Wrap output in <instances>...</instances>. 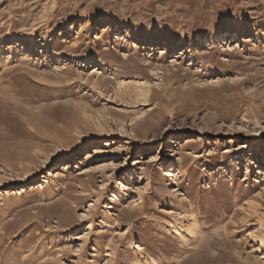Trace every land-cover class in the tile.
<instances>
[{
    "label": "rangeland",
    "instance_id": "374dc122",
    "mask_svg": "<svg viewBox=\"0 0 264 264\" xmlns=\"http://www.w3.org/2000/svg\"><path fill=\"white\" fill-rule=\"evenodd\" d=\"M138 262L264 264V0H0V264Z\"/></svg>",
    "mask_w": 264,
    "mask_h": 264
},
{
    "label": "bare ground",
    "instance_id": "6f19581e",
    "mask_svg": "<svg viewBox=\"0 0 264 264\" xmlns=\"http://www.w3.org/2000/svg\"><path fill=\"white\" fill-rule=\"evenodd\" d=\"M106 31V30H105ZM245 36H246V33L245 32H239V33H236L235 35H233V34H229V35H227L226 37H227V40H226V43H230L231 45L232 44H234V43H236V42H239V41H241V42H243L244 41V39H245ZM234 40H235V42H234ZM205 44L207 45V47H210V46H213L214 45V41L213 40H208V41H206L205 42ZM31 47H29L28 46V48H27V50H28V52H30L31 51ZM24 55H26V53L24 54ZM100 69H103V64L102 63H100V68H99V70ZM17 92H18V94H25L26 92L24 91V90H22V89H17ZM16 92V93H17ZM7 123V122H6ZM5 123V124H6ZM10 125H11V123H10ZM7 126H8V124H7ZM12 126V125H11ZM5 152V151H4ZM102 151H101V149L100 148H94L93 150H92V153H88V158L87 159H90V158H97L98 156H99V154L101 153ZM71 164H72V161L71 160H69V162H67L66 164H64V165H62V167H63V171H66V170H68V169H70L72 166H71ZM177 166L178 165H173L172 166V171H171V173H174V174H176V172H177ZM57 172V171H56ZM60 173H58L57 172V174L56 175H59ZM54 175V174H53ZM52 181L53 180H49L48 181V183L49 184H51V185H53L52 184ZM49 186V185H48ZM41 187V186H40ZM50 188V187H49ZM53 188V187H52ZM51 189V188H50ZM62 205V207L60 208V210L63 208V204H61ZM58 211V210H57ZM66 214V213H65ZM62 219H63V221H64V219L66 220V218H65V216H63L62 217ZM184 228V227H183ZM187 229V228H186ZM196 231V228H195V226H193V225H191L188 229H187V232H195ZM181 233V232H180ZM192 233V234H193ZM187 234H189V233H187ZM180 235V234H179ZM182 236V235H181ZM138 264H140L139 262H138Z\"/></svg>",
    "mask_w": 264,
    "mask_h": 264
}]
</instances>
